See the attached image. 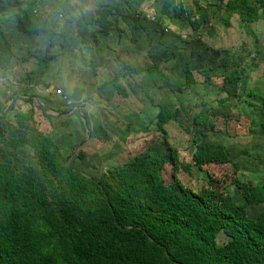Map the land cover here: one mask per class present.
<instances>
[{"label":"trees","instance_id":"trees-1","mask_svg":"<svg viewBox=\"0 0 264 264\" xmlns=\"http://www.w3.org/2000/svg\"><path fill=\"white\" fill-rule=\"evenodd\" d=\"M109 1L95 0L92 24L102 33L109 26ZM224 1L226 14L235 16L247 35H252L249 25L264 23V0ZM54 2L60 5V0ZM195 12L186 17L192 31L208 21L203 9L195 6ZM181 14L173 0H162L155 19ZM15 21L17 30L27 35H50L58 28L54 20L33 14L32 1L17 12ZM75 25L80 41L92 42V26L84 16ZM211 70L192 68L185 61L182 88L190 89L194 74L213 86ZM232 73L228 84L235 85L237 76ZM219 91L226 94L227 99L219 102L225 105L229 95L221 86ZM181 108L179 101L173 110L159 106L155 128L162 131L169 122L181 128ZM206 120L201 111L191 120L199 129L191 136L190 163L178 162L170 150L138 154L113 168L112 183L86 177L67 165L68 156L60 154L48 134L18 132L7 142L8 154L31 150L38 174L28 166L16 169L9 159L12 154L0 157V264H264V209L250 219L246 215L250 199L215 205L174 178L179 169L229 162L223 145L202 140ZM15 121L21 125L32 119L15 114ZM259 127L264 143V118ZM164 165L171 170L168 184L161 178ZM261 191L264 194V185ZM218 234L226 238L221 245L216 242Z\"/></svg>","mask_w":264,"mask_h":264},{"label":"crops","instance_id":"crops-1","mask_svg":"<svg viewBox=\"0 0 264 264\" xmlns=\"http://www.w3.org/2000/svg\"><path fill=\"white\" fill-rule=\"evenodd\" d=\"M31 1L33 9L38 10H49L51 2L54 3V0H0V74L4 79L0 86V107L3 106L1 114L9 113L7 109L10 105L5 107V103L11 98L12 111L35 120L37 127L50 136L63 157L69 158L71 151L79 147L81 152L78 150L77 153L83 156L78 159L75 155L76 161L81 162L79 165L88 164L90 168L97 165L100 168L120 167L124 163L121 154L125 148L119 142L120 146L114 144L108 148L107 143L112 138L106 130L123 125L126 129L134 125L143 124L144 128L149 124L154 125L159 106L173 110L177 107V101L182 103L176 99L175 107L165 105L156 82L163 79L168 81V73L175 69L181 73L185 61L195 69L209 66L212 69L211 75L217 73L215 69H219L220 63L210 60L214 59V55L211 58L210 53H199L194 40L189 39L192 32L197 33L199 38L205 24L200 25L196 31L187 28L189 36L184 49L175 40L183 31H178L179 36L174 32L163 33L165 17L155 23L144 20L148 14L141 11L139 0H110L106 33L100 32L97 26L90 27L93 40L86 44L77 35L75 20L80 15L70 16L66 13L68 21L58 25L55 33L50 35H27L18 31L15 15ZM182 1L178 0L181 6ZM185 2L194 5L192 16L196 13L195 6L206 12L209 18V31L206 29V32L210 36V18L215 14L212 12L221 10L217 0ZM207 7L216 10L210 12ZM131 17H137V20L132 23ZM259 22L249 25L251 31L252 26ZM199 58L203 60L199 61ZM195 63H199L197 67ZM146 68L149 72H144ZM223 68L225 75L221 76L226 78H223L220 86L229 95L234 93L229 87L235 85L228 84V80L234 75L232 71L236 76L239 71L237 65ZM141 79L150 80L151 92L147 93V89L145 91L138 87ZM132 84L133 88L123 90V87ZM45 88L63 89L70 105L61 102L52 93H43ZM219 96L223 98L226 94L219 92ZM151 97L155 100L152 101ZM232 99L228 97V102L231 103ZM128 133L124 134L126 142L132 135L130 131ZM122 135H118V139ZM138 154L144 153L140 151L135 155ZM71 167L84 175L85 171L80 170L76 163Z\"/></svg>","mask_w":264,"mask_h":264},{"label":"rangeland","instance_id":"rangeland-1","mask_svg":"<svg viewBox=\"0 0 264 264\" xmlns=\"http://www.w3.org/2000/svg\"><path fill=\"white\" fill-rule=\"evenodd\" d=\"M182 2L183 5L181 6L178 0L173 1V4L180 5L182 14L179 18H173L170 16L172 13L169 11L170 15L165 17L164 27L168 31L166 34L174 32L179 36L178 31H183L182 33L186 35V39L183 41L177 37L175 40L179 44L178 46L185 49L187 46L185 43L188 42L187 36H189L186 17L192 16L194 5L188 4L185 0ZM224 2L223 0L218 4V8L221 9L219 12H212L216 8L207 7L208 10H211L210 12L215 13L210 18L212 34L207 35L206 29L209 31V27L206 23L207 25L203 26L199 38L193 42L194 46L199 48V53H206L207 55L210 53V57L213 54L214 59L210 60L220 63L219 69H215L217 73L210 75L213 86L202 83L201 77L194 74V85L188 91H185L182 88V74L177 69L172 73H168V81L163 79L156 82L158 84L157 89L163 95L165 105L175 107L176 99H180L183 103L178 118L181 128L173 122L164 125L162 131L157 130L152 124L147 125L145 128L143 124L134 125L129 129H126L125 125L118 126L116 129L106 130L112 138L107 143V147L109 148L114 144L118 145V142L121 143L120 145L125 148V152L121 154L123 162H126L132 155L140 151L144 154H164L170 150L174 153L178 162L182 164L190 163L191 136L199 129L198 126H192L191 120L196 113L201 111L207 119L202 140L223 145L229 162L223 165L208 164L200 170L193 167H188L186 170L179 169L174 178L184 187L215 205H220L225 200H229L234 204H241L245 199H250L252 203L246 207V215L252 219L264 209V194L261 191L264 185V143L259 127L264 118V23L254 24L252 26L253 36L247 35L243 29L237 26L235 17L225 14L223 10ZM81 4L88 10L87 12L81 10L80 16H84L87 22L93 26L95 2L93 0H82ZM139 4L143 13L156 18L162 0H139ZM50 6L48 7L49 10L55 12L56 2H51ZM67 21L68 18L62 23ZM198 60L203 59L199 58ZM180 64H182V59ZM195 64L197 67L199 63ZM230 65H237L239 75L235 87H229L232 92L234 90V93L229 94V97L233 98L231 103L227 100L226 104L222 105L219 102L227 98H219V88L223 79L221 74L225 75V69L221 66ZM138 84L140 86H137L141 89H147L148 91L145 90L147 93L151 92L150 80L141 79ZM133 86V84L125 86L123 90L131 89ZM151 99L152 101L155 100L154 97H151ZM7 104L5 103V107H7ZM1 108L3 106L0 107V130L2 132L0 157L6 158L12 154L9 159L14 163L16 169H19L20 166H28L38 174L34 165L33 152L29 149H22L8 154L7 142L11 137H15L18 132L32 135L46 133L37 127L35 120L21 122V125H17L15 113L12 111L13 106L11 109L8 107L7 111L9 113L7 114H1ZM121 109H123V105ZM129 131L132 135L129 136L130 138L126 142V135L124 134ZM120 134H123V137L118 139ZM78 150L80 151L79 147L71 151L72 154L67 159V165L75 166L76 163L80 170L85 171L84 176L95 179L103 177L106 181L113 182L112 168L105 166L100 168V165L90 168L88 164L79 165L81 162L75 159ZM128 150L129 152H127ZM161 178L165 184L171 181L169 166L164 165ZM225 241L226 238L222 234L216 236L218 245L223 244Z\"/></svg>","mask_w":264,"mask_h":264},{"label":"built area","instance_id":"built-area-1","mask_svg":"<svg viewBox=\"0 0 264 264\" xmlns=\"http://www.w3.org/2000/svg\"><path fill=\"white\" fill-rule=\"evenodd\" d=\"M114 1V0H113ZM33 14H40V15H42L43 17H46L47 19H52V20H54L58 25H61L62 23L60 22V20H59V18H58V13H56V11L55 12H51L50 10H38V9H33ZM65 19H67V17H66V14H65V16H64V18H63V21L65 20ZM144 20H146V21H148V22H150V23H155V18L153 17V16H149V15H145L144 16ZM62 21V22H63ZM162 32L163 33H166L167 32V30H166V28H163L162 29ZM179 38L181 39V40H184V39H186V35H184V34H181L180 36H179ZM190 40H197L198 39V34L197 33H195V32H192V36H191V38H189ZM3 77H2V75L0 74V86H1V84L3 83ZM43 91V93H45V94H49V93H52V94H54V95H56L59 99H60V101L61 102H63V103H65V104H67V105H70V100H69V98H68V96L67 95H65L62 91H58V89H48V88H45V89H43L42 90Z\"/></svg>","mask_w":264,"mask_h":264},{"label":"clouds","instance_id":"clouds-1","mask_svg":"<svg viewBox=\"0 0 264 264\" xmlns=\"http://www.w3.org/2000/svg\"><path fill=\"white\" fill-rule=\"evenodd\" d=\"M81 10L87 12V8L80 4L79 0H68L67 5L64 4V0H60V5L56 7V13H58V18L62 23L65 14L67 13L70 16H79ZM58 91H63V89H58ZM71 94V90L69 91Z\"/></svg>","mask_w":264,"mask_h":264},{"label":"water","instance_id":"water-1","mask_svg":"<svg viewBox=\"0 0 264 264\" xmlns=\"http://www.w3.org/2000/svg\"><path fill=\"white\" fill-rule=\"evenodd\" d=\"M10 103H11V98L8 100V105H7V107L10 105Z\"/></svg>","mask_w":264,"mask_h":264}]
</instances>
